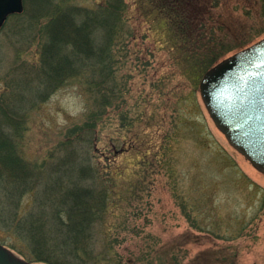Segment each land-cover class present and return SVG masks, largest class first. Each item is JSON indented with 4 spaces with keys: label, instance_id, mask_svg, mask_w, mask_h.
<instances>
[{
    "label": "rangeland",
    "instance_id": "obj_1",
    "mask_svg": "<svg viewBox=\"0 0 264 264\" xmlns=\"http://www.w3.org/2000/svg\"><path fill=\"white\" fill-rule=\"evenodd\" d=\"M103 1L68 3L93 9ZM124 1L126 34L113 47L116 98L82 149L113 184L99 244L124 264H264V174L216 128L199 92L204 72L187 60L193 47L230 50L209 70L262 40L264 0H179L182 10L172 15L159 0ZM37 59L29 40L1 42L0 91L14 64ZM88 106L78 80L56 90L29 114L26 157H50ZM31 201L25 197L23 207ZM1 242L21 246L3 231Z\"/></svg>",
    "mask_w": 264,
    "mask_h": 264
},
{
    "label": "trees",
    "instance_id": "obj_2",
    "mask_svg": "<svg viewBox=\"0 0 264 264\" xmlns=\"http://www.w3.org/2000/svg\"><path fill=\"white\" fill-rule=\"evenodd\" d=\"M23 2V12L10 16L0 31V43L29 40L38 55L37 61L14 64L13 77L0 91V231L21 246L1 243L30 263L124 264L113 258L112 247L99 244L98 227L113 200L112 181L82 149L91 144L97 121L116 98L113 47L126 34L125 1L104 0L93 9L68 0ZM158 3L171 5L169 15L182 10L179 0ZM191 29L201 36L198 25ZM228 52L199 56L193 47L187 60L205 72ZM70 80L83 83L89 96L85 121L67 131L50 157L33 162L23 149L29 114ZM54 155L56 163L50 165ZM28 196L32 201L25 209Z\"/></svg>",
    "mask_w": 264,
    "mask_h": 264
},
{
    "label": "water",
    "instance_id": "obj_3",
    "mask_svg": "<svg viewBox=\"0 0 264 264\" xmlns=\"http://www.w3.org/2000/svg\"><path fill=\"white\" fill-rule=\"evenodd\" d=\"M23 0H0V29ZM203 104L229 145L264 173V38L217 63L199 82ZM0 264H35L0 244Z\"/></svg>",
    "mask_w": 264,
    "mask_h": 264
}]
</instances>
